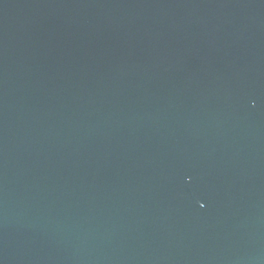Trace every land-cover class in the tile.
Wrapping results in <instances>:
<instances>
[{"label": "water", "instance_id": "95a60500", "mask_svg": "<svg viewBox=\"0 0 264 264\" xmlns=\"http://www.w3.org/2000/svg\"><path fill=\"white\" fill-rule=\"evenodd\" d=\"M0 264H264V0H0Z\"/></svg>", "mask_w": 264, "mask_h": 264}]
</instances>
